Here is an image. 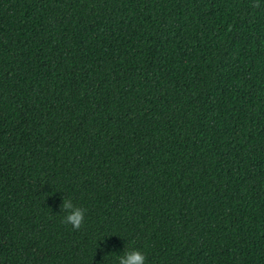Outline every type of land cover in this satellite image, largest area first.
I'll use <instances>...</instances> for the list:
<instances>
[{
	"label": "trees",
	"instance_id": "trees-1",
	"mask_svg": "<svg viewBox=\"0 0 264 264\" xmlns=\"http://www.w3.org/2000/svg\"><path fill=\"white\" fill-rule=\"evenodd\" d=\"M132 249L264 264V0H0V264Z\"/></svg>",
	"mask_w": 264,
	"mask_h": 264
},
{
	"label": "clouds",
	"instance_id": "clouds-1",
	"mask_svg": "<svg viewBox=\"0 0 264 264\" xmlns=\"http://www.w3.org/2000/svg\"><path fill=\"white\" fill-rule=\"evenodd\" d=\"M259 7V3L255 5ZM60 213H64L63 222L70 224L74 229L79 230L84 224L85 209L74 205L71 199L63 198L60 205ZM146 256L143 251L139 249H132L124 251V254L119 257V264H145Z\"/></svg>",
	"mask_w": 264,
	"mask_h": 264
}]
</instances>
